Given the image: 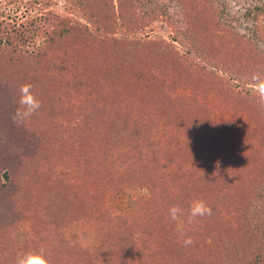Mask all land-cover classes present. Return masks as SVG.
<instances>
[{
  "label": "trees",
  "instance_id": "1",
  "mask_svg": "<svg viewBox=\"0 0 264 264\" xmlns=\"http://www.w3.org/2000/svg\"><path fill=\"white\" fill-rule=\"evenodd\" d=\"M113 1L69 0L86 23L49 12L42 28L35 21L11 27L0 24V58L15 53L20 43L25 44L38 34L44 36V50L34 58L44 71L42 79L47 77L46 82L39 78L35 83L43 96L40 109L17 124L12 116L18 104H11L9 112L3 115L5 124H0V264H16L18 257L27 252H43L49 264H109L105 257L116 260L115 264H146L148 258L158 264L160 254L154 252V240H148L147 236L155 229L153 219L174 223L169 209L178 206L182 215L176 224L186 226L187 237L193 238L197 228L213 230L211 215L189 217L191 203L202 199L214 218L218 216L216 204L213 206L201 193L214 175L234 173L246 165L261 173L257 185H252L253 192L244 191L242 199L236 198L232 207L227 206L228 201L223 203L226 209L233 210L241 229L233 225L224 227L223 237L220 230L216 234L213 230L211 240L215 243L218 239V243L209 251L213 261L208 264H261L264 170L261 165L259 169V162L264 164V102L253 87L264 92V52L257 48L259 42H264L263 33L257 27L247 35L233 32V22H226L225 5L218 0H116V5ZM257 2L246 11V20L256 21L264 15V0ZM170 4L179 7L180 18L170 12ZM156 20L169 25L172 42L177 45L154 41L147 43L143 51V45L137 41L116 37L119 32L121 36L124 32L129 36L130 30L136 31L134 27L142 29ZM227 45L231 47L228 50ZM241 59H245V64ZM206 67L222 72L223 79L213 74L219 84L203 83V78L210 76ZM148 70L153 71L150 80ZM12 74L0 77V87H7L18 99L20 86L30 83L20 75L17 77L14 71ZM84 75L98 80L109 77L102 94L108 102L126 108L127 100L130 101L128 105L134 109L129 112L131 118H146L152 109L158 111L165 118L163 123H171L173 130L169 129L165 140L170 137L174 144L164 147L157 138L155 151H151L152 156L146 162L135 145L136 153L130 154L131 151L125 153L123 146L117 144L116 134L120 133L118 139L127 137L130 128L126 126L113 133L106 134V129L102 134H88L89 118L100 122L108 112L98 110L93 100L88 99L87 105H83L82 95H67L64 103L58 89L47 82L60 78L59 81L73 85ZM149 82L146 91L151 95L144 91L136 100L138 86L144 90L143 86L146 88ZM155 92L157 96L153 95ZM208 95L211 103L202 111V100L206 101ZM217 108L229 109L230 115L239 112L238 118L227 125L219 124ZM113 110L111 106L112 114ZM258 111L260 114L263 111V116H258ZM245 117L257 119V127L263 130L262 134H251L247 156H243L241 145V149L232 150L226 142L227 136L232 135L231 129L246 125ZM67 128L74 134L67 136ZM77 130L81 133L76 134ZM147 138L145 132L142 140L148 141ZM100 143L103 148L115 151L108 155ZM82 160L84 169L80 167V172L87 169L93 178L99 164H105L101 167L103 179L111 183L113 193L129 192L141 195L143 201L149 200L152 209L149 219L141 222L133 217L121 218L118 212L103 208L101 198L91 199L88 192H74L77 185L73 182ZM107 161L111 167L104 173ZM112 172H117L118 177L110 179L115 176ZM241 179L244 181L245 176ZM112 225H118L119 233L114 241L101 245L103 241L94 236ZM75 226L88 231L86 238L78 241L77 254L73 248L61 252L67 230ZM206 236L211 238L210 234ZM219 255L221 261L216 259Z\"/></svg>",
  "mask_w": 264,
  "mask_h": 264
},
{
  "label": "rangeland",
  "instance_id": "2",
  "mask_svg": "<svg viewBox=\"0 0 264 264\" xmlns=\"http://www.w3.org/2000/svg\"><path fill=\"white\" fill-rule=\"evenodd\" d=\"M219 2L223 3L225 5L224 9L226 10V14H224L226 22H233L234 30L236 34L241 35H247L249 33V30H253L254 27H257L258 31L263 33L264 35V15L260 16L258 20L253 21L252 19L246 20L245 13L248 9H252L255 5H258L257 0H218ZM165 2H168V0H165ZM113 4L116 5V0L113 1ZM170 12L176 14V18H180V12L179 7L176 4H170ZM49 12L61 15L63 17H69L73 20H78L79 22L86 23L84 19L81 18L78 10H73L71 7V4L69 0H0V24L4 25L6 27L11 26H18L21 24H26L30 21H35L36 26L41 27L45 24L44 18L45 15ZM138 24V23H136ZM135 24V26H136ZM140 26L134 27L135 30L129 32V36L127 32H124V36H121V32L116 34V37H121L124 40H130V41H137L141 45H143V51L147 47V43L154 42V41H164L165 44H176L175 42H172V31L169 28V25L163 21V20H156L150 23L145 28H138ZM42 28V27H41ZM45 38L43 35L38 34L33 40L27 41L25 44L20 43L17 45V50L15 53L7 54L6 57L0 58V77L3 78V76H6V74H12L13 71L15 72L16 76L18 77L20 75L21 78L25 79L27 82H29L32 85V92L37 97L38 100L42 98L41 90L39 89V86L35 83L40 78L42 79L43 73L39 63L34 58L37 53H41L44 50V47L42 48L44 44ZM230 45V44H229ZM229 45L225 47L226 50H228ZM40 48H42L40 50ZM258 50L264 52V42H259L257 46ZM39 50V51H38ZM231 54L228 55L230 58ZM234 56V55H232ZM228 60V59H227ZM241 61H244L245 59ZM243 64V65H244ZM206 71L209 73L210 76H205L203 78L204 84H219L218 78L214 77L213 74H217L218 77H222V72L210 69L209 67H206ZM149 72V78L150 80L153 76V71L148 70ZM14 75V74H12ZM41 76V77H39ZM47 78V77H46ZM46 78L42 79L46 82ZM60 78H57L55 80H47L48 83H52L55 88L58 89V91L62 94L63 102L66 103L67 95L73 96L74 95H82V102L83 105H87L88 99L93 100L94 104L96 105L97 109L100 108L103 109V111H107L108 114L105 115L104 119L98 122V119L91 120L89 118V128L87 130V133L93 135L102 132L107 133H113L116 130L122 129L124 130L125 126L130 128L127 132V137L123 140L121 138L118 139L119 134H116L115 140L117 139V144L123 146V150L125 153L127 151H131L130 154L136 153L134 151L133 146L135 145L136 149L141 150L143 153V159L144 161L149 160V156H152L151 151H153L156 148L157 138H160L159 142H162L164 147H169L174 144L172 141L173 139L169 137L168 140H165V136H167V132L169 129L173 130L171 128V123L166 121L164 122L163 117L159 115L158 111H155L152 109V112L150 116L147 114L145 115L146 118H140L139 116L137 119L131 118L129 115L130 111H134L132 106L128 105L127 100V108L125 106H120L119 103H114L110 100L108 102V99L102 94L103 89L106 86V81L109 79V77H106L98 80L94 78H87L85 75L82 76V79H80L76 84L63 80L59 81ZM221 79V78H220ZM221 81L223 82L224 80ZM35 81V82H34ZM210 81V82H209ZM209 82V83H208ZM152 86V84H151ZM139 87L138 95L136 97V100H138V97L141 96L139 94H142L146 89L150 87L149 85L146 86V88L143 86L144 90L141 86ZM153 87V86H152ZM255 91H258L260 93V97H262L261 101L264 102V92H261V90L258 87H253ZM128 89V88H127ZM151 90V89H150ZM147 94L151 95V93L147 92ZM146 94V95H147ZM157 92L155 94L157 96ZM182 95V94H181ZM155 96V97H156ZM209 96V97H208ZM206 96L207 99L205 101L202 100V111L206 109L208 106V103H211V95ZM259 96V95H258ZM213 99V97H212ZM18 99L14 97L11 93H9V90L7 87H0V124L4 123L5 119V113L9 112L8 106H11V104H17ZM43 104V99L41 101ZM260 103V101H259ZM111 104V105H110ZM92 106L90 112H93L92 109L95 107ZM84 106V108H86ZM111 106L114 108L115 111H117L114 114L111 113L110 109ZM137 107V106H136ZM121 109V110H120ZM136 109V108H135ZM261 110V109H260ZM89 111V109H88ZM226 112L223 115L219 114L220 112ZM228 111V112H227ZM229 109L227 110H220L216 109L217 119L218 123L222 125L229 124L228 122H232V119L238 118L236 114H239V112L235 113H229ZM97 112V111H96ZM163 115L166 117V113L162 112ZM182 114H180L181 116ZM258 116H263V111L257 112ZM182 117V116H181ZM246 117L244 121H246ZM174 125V124H173ZM247 125V126H246ZM245 126H242V128L239 129L236 128L234 131L231 129V136H227L229 139L226 141L229 146L232 147V150H234L236 147L241 149L243 148V156H247L248 153V143L251 141V134H262L263 130L257 127V119H247V123ZM99 126V127H98ZM103 126V127H102ZM107 127V128H104ZM247 127H249L247 129ZM257 127V128H256ZM100 128V129H99ZM104 128V129H103ZM99 129V130H98ZM130 130V131H129ZM147 132V139L148 141L142 140L143 134ZM76 134L81 133V131L77 130L75 132ZM87 133L85 135H87ZM68 135L74 134V132L70 129H66V133ZM109 138H113V135H109ZM225 139V137H224ZM223 140H221L222 142ZM95 142V141H94ZM101 144V143H100ZM241 145V147H240ZM102 150L105 151L108 155H112L113 151L108 149L107 147L103 148V145L101 144ZM125 147V148H124ZM155 151V150H154ZM233 154V151L231 152ZM116 160V159H115ZM108 162V161H107ZM113 162H115L113 160ZM84 160L80 161V164L78 163V168L75 176L77 179L73 182L77 186L74 190L76 193H86L88 192L90 194L91 199L94 198H101V206L105 209L114 210L119 213L121 218H135L137 221H146L149 219V213L152 211L150 207L149 200H141L139 194H132L129 192L121 193L116 192L113 193L110 185L111 183L107 180L105 181L103 179L104 174L102 173L101 167L105 164L101 163L99 164L98 169L96 170L95 175L96 178H93L92 172H88L87 169L83 172H80V167L84 169L83 165ZM250 164V163H248ZM262 166V170H264V164L263 162H259V169ZM106 170L104 173L108 172L109 167H111V164L108 162ZM115 167H112V170H114ZM115 176H112V178H116L118 176L117 172H112ZM99 176V177H98ZM242 176H245L244 181L241 179ZM261 176L260 170L256 171L251 168V166L246 165L243 169H240L234 173H228L226 171V174L222 175H214V180H211L210 183H207L208 187L206 190H204V193H201L205 195L208 201L213 202V206H215V211L217 212V215L215 218L211 214L212 219V225L213 230L211 228L204 227L203 230L200 229H194V224L191 228L194 229V237L192 238L193 243L191 245L185 246L183 243V240L187 237L188 229L185 230L186 226H181L182 231L184 235L182 236L180 232L178 231V225L176 224V221L174 223H170L168 221L162 222L159 220L161 224V228H159V222L158 218H154L155 221V229L152 232H149L147 234L148 240H154L152 244V249H154V252H158L160 255L157 258L158 264H199L200 262L205 261V263H210L213 260L210 259L213 254H210V249H215V243H218V239H216L215 243L211 239H214L213 233L216 234V230H220L222 237L225 234L224 227L230 228L231 225L237 227L236 223V217L235 214L232 212L233 210L229 211V209H226L225 206H223V203H226L228 201L227 206H233V204L236 202V198L242 199V194L244 191H252V185H257L256 180L257 178ZM201 183V182H199ZM67 185V184H66ZM226 185V186H225ZM204 187V185H203ZM68 189V187L66 188ZM202 191V190H201ZM219 192V193H218ZM227 192L229 196L227 195ZM73 193V192H72ZM218 193V194H217ZM74 194V193H73ZM72 195V194H71ZM69 195V196H71ZM68 196V197H69ZM90 199V200H91ZM219 203V204H217ZM232 203V205L230 204ZM239 203V202H238ZM219 205V206H217ZM222 208H221V207ZM148 215V216H147ZM241 220V216L238 215ZM59 221L61 219H58ZM207 222V221H206ZM219 223V224H218ZM25 228L27 226L26 223H24ZM118 225H112L109 228H106L105 230L101 231L100 234L95 235L94 239L102 240L103 243L101 245H106V242L114 241V236H116L120 228H117ZM38 229L41 227L37 226ZM53 227V226H52ZM58 227V226H57ZM184 227V228H183ZM241 229L240 227H237V230ZM53 233H55L52 230ZM213 232V233H212ZM88 233V231H81V229L77 226L70 228L67 230L65 241L63 240L61 252L65 251H71L73 248L74 254H77V248L79 247L78 241L81 242L84 240L85 234ZM211 235V238L209 236L205 235ZM22 234V233H21ZM20 234V235H21ZM86 238V237H85ZM71 240L73 243L71 244ZM201 243H200V242ZM168 243L173 246L167 247L163 244ZM167 254V256H166ZM222 253V257H223ZM114 256V255H113ZM117 258V256H114ZM220 255L216 258L217 260H222ZM162 258V259H161ZM163 258H168V261L165 262ZM105 260H108L109 264H115L116 260H113L112 258L105 257ZM164 260V262L162 261ZM111 261V262H110ZM261 264H264V256L262 257ZM154 260L147 259L146 264H153ZM125 264L124 262H122ZM121 264V262H120ZM126 264H134L132 262L126 263Z\"/></svg>",
  "mask_w": 264,
  "mask_h": 264
},
{
  "label": "clouds",
  "instance_id": "3",
  "mask_svg": "<svg viewBox=\"0 0 264 264\" xmlns=\"http://www.w3.org/2000/svg\"><path fill=\"white\" fill-rule=\"evenodd\" d=\"M17 104L18 107L12 116L17 124L23 123L40 109L41 102L33 94L31 84L25 83L20 86ZM181 215L180 207L172 206L169 209V217L172 221H178ZM188 215L191 219L202 218L211 215V209L202 199L194 200L189 207ZM178 231L182 236L184 235L180 225H178ZM183 243L185 246L191 245L192 238L186 237ZM16 264H49V262L43 252H27L18 257Z\"/></svg>",
  "mask_w": 264,
  "mask_h": 264
}]
</instances>
